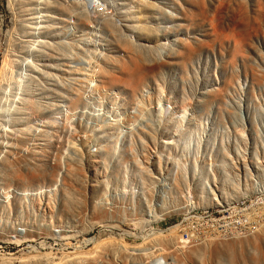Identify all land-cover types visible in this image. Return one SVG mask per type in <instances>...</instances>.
<instances>
[{"label": "rangeland", "instance_id": "374dc122", "mask_svg": "<svg viewBox=\"0 0 264 264\" xmlns=\"http://www.w3.org/2000/svg\"><path fill=\"white\" fill-rule=\"evenodd\" d=\"M0 71V264L155 235L213 238L186 264H258L264 0H0ZM15 158L36 168L6 179ZM36 218L51 237L27 242Z\"/></svg>", "mask_w": 264, "mask_h": 264}, {"label": "bare ground", "instance_id": "6f19581e", "mask_svg": "<svg viewBox=\"0 0 264 264\" xmlns=\"http://www.w3.org/2000/svg\"><path fill=\"white\" fill-rule=\"evenodd\" d=\"M48 16V15H47ZM88 34H90V33H87V35ZM6 57H8V55L6 56ZM90 59H92V58H90ZM8 60V59H7ZM92 61V60H91ZM91 61H90V63H91ZM5 66H7V65H5ZM3 69V68H2ZM4 70V69H3ZM7 69H6V67H5V71H4V73L5 72H7L6 71ZM1 72V71H0ZM13 73V72H12ZM1 74V73H0ZM10 74H11V72H10ZM93 74V73H92ZM7 75H9L8 73H7ZM1 76V75H0ZM94 76V75H93ZM6 77V76H5ZM4 77V78H5ZM1 78H3L2 76H1ZM6 79V78H5ZM86 79V78H85ZM85 79H82L83 81L85 80ZM89 79V78H88ZM88 79H86V80H88ZM2 80V79H1ZM74 80V79H73ZM90 80V79H89ZM88 80V81H89ZM4 81V80H3ZM8 81V80H7ZM91 81V80H90ZM9 82V81H8ZM91 82H93V81H91ZM147 91V90H146ZM148 92H149V90H148ZM147 100V99H146ZM160 103V102H159ZM158 103V106L157 107H159L160 106V104ZM154 104V103H153ZM147 107V106H146ZM159 108H161V107H159ZM150 111V110H149ZM157 124V123H156ZM104 135V134H103ZM153 135V134H152ZM101 139V138H100ZM107 142V141H106ZM74 144V143H73ZM71 145V144H70ZM101 145V144H100ZM76 147H79V146H76V145H71V149H74V148H76ZM102 148H103V146H101ZM68 151V150H67ZM96 151H97V149H96ZM4 151H1L0 152V160H1V156H2V153H3ZM8 161V160H7ZM17 163H21L22 164V166H23V168L24 169H26V170H32V169H35L36 168V165L35 164H32L31 163V161H29L28 159H26V158H18V159H13V160H11V161H8L7 163H6V166L4 165V177L7 179V178H10V176H11V171H13L14 170V168H15V166L17 165ZM1 165H3V163H1L0 162V167H1ZM186 166H188L189 167V165H186ZM2 168V167H1ZM65 168V167H64ZM65 170V169H64ZM244 172V171H243ZM64 175V174H63ZM61 177H62V174H61ZM96 184V183H95ZM60 185V184H59ZM58 187V186H57ZM91 188V187H90ZM190 192V191H189ZM212 192V191H211ZM9 193V192H8ZM16 193H19V191L18 192H16ZM39 193V192H38ZM35 196V195H34ZM134 198H136V197H134ZM135 201V200H134ZM136 203V202H135ZM42 205V204H41ZM263 205V204H262ZM141 206V205H140ZM84 207V206H83ZM95 208L93 209V211L94 212H96V213H98V214H103V215H105V214H107V215H121V209L120 208H117V207H113V206H111L110 205V203H104V202H102V201H100V202H98L95 206H94ZM264 207V206H263ZM136 208H138V207H136ZM259 209V208H258ZM261 209V208H260ZM52 210V209H51ZM262 212H261V214L264 212V209L263 210H261ZM31 212L32 211H30V214H31ZM43 212H46L45 210L43 211ZM35 213V212H34ZM41 213V212H40ZM68 215H69V217H77L76 215H74V213H73V211H71L70 210V208L68 209ZM135 213V212H134ZM29 214V215H30ZM46 214H47V212H46ZM254 214V213H253ZM40 215V214H39ZM38 215V216H39ZM247 215V214H246ZM262 215H264V213L262 214ZM31 216V215H30ZM37 216V217H38ZM240 216H242V215H240ZM243 216H245V215H243ZM250 217L252 216V215H249ZM239 217V216H238ZM253 217V216H252ZM259 217V216H258ZM257 217V218H258ZM246 218H249V217H246ZM261 218V217H260ZM244 219V218H243ZM251 219V218H250ZM249 219V220H250ZM253 219V218H252ZM251 219V220H252ZM31 220H32V218H31ZM34 220V219H33ZM140 220H141V218H140ZM239 220H241V218H239ZM260 220V219H259ZM261 220H262V218H261ZM260 220V221H261ZM161 221H162V219H161ZM219 221V220H218ZM244 222V221H243ZM254 222V221H253ZM262 222V221H261ZM108 223V222H107ZM52 224V223H51ZM106 224V223H105ZM109 224V223H108ZM102 225V224H101ZM103 225H104V223H103ZM220 225V224H219ZM258 225V224H257ZM256 225V226H257ZM263 225V224H262ZM249 226V225H248ZM252 226V225H251ZM261 226V225H260ZM96 227V226H95ZM99 227V226H98ZM223 227V226H222ZM262 227V226H261ZM69 228V227H68ZM235 228V227H234ZM75 230H76V228H75ZM177 230V229H176ZM175 230V231H176ZM243 230H245L244 229V226H243ZM258 230V229H257ZM10 231V234L11 233H17V232H13L12 230H9ZM173 231V230H172ZM47 231L46 230H44V227H43V225L40 223V222H38V220H37V218H36V220L35 221H32V222H29L28 224H27V230H26V234L23 236V238H25V240L27 241V242H29L30 240L31 241H35L37 238H39L40 236H43V235H46L47 237H48V235H50V237H51V234H49L48 232L46 233ZM62 233H74L75 231L73 230V231H70V230H68V231H66V230H62L61 231ZM76 232H77V230H76ZM167 232V231H166ZM174 232V231H173ZM212 232V231H211ZM226 232H227V230H226ZM234 232V231H233ZM246 232V231H245ZM152 233V232H151ZM163 233V232H162ZM242 233V232H241ZM161 233L159 232V235H160ZM168 234V233H167ZM238 234V233H237ZM249 234L250 233H248V236H249ZM7 235V238L10 236L9 235V233H7L6 234ZM171 235V236H170ZM169 235V237H172V234H170ZM176 235V234H175ZM175 235H173V237L175 236ZM198 235V234H197ZM234 236H235V234H233ZM241 235V234H240ZM18 236V235H17ZM67 236V238H69L68 237V235H66ZM74 236V234H72L70 237L72 238ZM146 236H148V235H146ZM150 236H152V235H150ZM156 236V235H155ZM155 236H154V238H153V236L152 237H149V239H151L147 244H146V242L144 241V243L146 244L145 246H140V247H134V246H132V247H130V246H126V245H124L123 243H121L120 241H113V242H110L109 243V246L107 247V248H104V250H103V252H101V254L100 255H98V254H96L95 252L96 251H98V247L101 245V243L99 244V246H97L96 244V246H97V250H96V248L95 249H93L92 251L90 250L89 252H86L85 254L83 253L82 254V251H81V254L79 255H76V254H74V255H66L65 257H63L61 260H60V263H57V262H55V261H50L49 259H47V260H45V259H43V258H41V257H34V259H33V261H31V262H26L25 263V260H21L22 261V263L23 264H116V263H113L112 262V259H120V261H121V264H151L152 262H155V261H157V260H159V259H163L164 260V263L165 264H168V262H172V263H174V264H186V257H197V256H199V254H200V246H202L203 244L204 245H211L210 244V242L213 240V238H212V240H211V238L209 239V237H208V240H211L210 242H205V240H207V239H205L204 241H202V240H193L192 239V237L190 236V240H193L194 242L193 243H191L189 246H187V244L185 245V244H180V242H182V241H184V240H180V242H178L176 239H174L173 237V239H170V240H161V239H158V238H155ZM177 236V235H176ZM203 236H204V234H203ZM210 236V235H209ZM227 236H229V235H227ZM242 236V235H241ZM14 237V236H13ZM19 237V236H18ZM160 237H162V236H160ZM196 237L197 236H195L194 235V238L196 239ZM201 237V236H200ZM199 237V238H200ZM207 237V236H206ZM205 237V238H206ZM236 237V236H235ZM238 237V236H237ZM237 237H236V239H237ZM66 238V237H65ZM122 238V237H121ZM120 238V239H121ZM166 238V237H165ZM198 238V237H197ZM216 238V237H215ZM219 238V236L216 238V240H220V238ZM224 238V237H223ZM228 238H230V237H228ZM232 238H234L233 236H232ZM202 239V238H201ZM222 239V238H221ZM24 240V241H25ZM106 240V239H105ZM114 240V239H113ZM144 240H145V238H144ZM147 240V239H146ZM207 240V241H208ZM225 240V239H224ZM227 240V239H226ZM108 241V240H107ZM107 241H105V242H107ZM148 241V240H147ZM215 241V240H214ZM221 241V240H220ZM223 241V240H222ZM243 242V241H242ZM143 243V244H144ZM183 243V242H182ZM188 243V242H187ZM102 244H103V242H102ZM94 245V244H93ZM141 245V244H140ZM93 247H95V246H93ZM185 248H187L188 250H189V252H188V255L187 256H185V257H183L182 256V254H183V250L185 249ZM96 250V251H95ZM101 250V249H100ZM95 251V252H94ZM46 256H47V254H46ZM52 256V255H51ZM44 257V256H43ZM213 257H214V259L216 260V261H223V260H225L226 259V257H225V253H224V251L223 250H221V247H215V249H214V255H213ZM2 259V258H1ZM228 260H230L231 262H235V256H232V255H230V256H228V258H227ZM8 260H10V259H7V262H8ZM54 260V259H53ZM20 261V262H21ZM29 261V260H28ZM10 262H11V260H10ZM254 262L255 263H258V264H260L261 262L263 263L264 262V255H261V256H258V258L257 259H255L254 260ZM6 262H4L3 264H5ZM12 263V262H11ZM156 263V262H155ZM7 264V263H6ZM170 264V263H169Z\"/></svg>", "mask_w": 264, "mask_h": 264}]
</instances>
